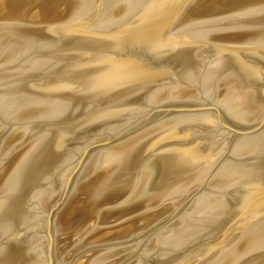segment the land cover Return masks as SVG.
Returning <instances> with one entry per match:
<instances>
[{"label":"water","instance_id":"95a60500","mask_svg":"<svg viewBox=\"0 0 264 264\" xmlns=\"http://www.w3.org/2000/svg\"><path fill=\"white\" fill-rule=\"evenodd\" d=\"M0 264H264V0H0Z\"/></svg>","mask_w":264,"mask_h":264}]
</instances>
